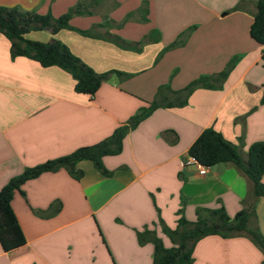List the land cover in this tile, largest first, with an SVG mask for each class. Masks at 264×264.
Here are the masks:
<instances>
[{
	"label": "crops",
	"instance_id": "crops-1",
	"mask_svg": "<svg viewBox=\"0 0 264 264\" xmlns=\"http://www.w3.org/2000/svg\"><path fill=\"white\" fill-rule=\"evenodd\" d=\"M79 1L0 0V6L59 18ZM256 4L100 0L90 16L70 21L80 30L110 23L96 28L99 37L30 32L33 41H61L99 74L129 75L111 74L93 98L76 93L75 80L58 67L13 60L11 44L0 34V191L27 168L111 137L157 98L160 87L180 91L201 76L221 73L237 58L219 88L197 89L186 106L159 108L131 130L121 152L103 158L110 176L82 161L80 180L60 169L26 182L12 200L26 244L5 252L0 243V264H153L154 246L139 244L137 231L154 230L171 248L162 223L175 229L181 216L195 221L198 209L222 207L234 217L252 202L256 217L250 227L264 236V197L255 200L253 183L233 163L213 166L205 176L181 164L210 127L238 146L244 160L252 144L264 142L263 46L250 36ZM190 30L181 46L164 52ZM107 31L131 44L142 42L140 51L121 49L104 38ZM151 34L159 40H149ZM193 259V264H264V252L246 236H209L196 245Z\"/></svg>",
	"mask_w": 264,
	"mask_h": 264
},
{
	"label": "trees",
	"instance_id": "trees-1",
	"mask_svg": "<svg viewBox=\"0 0 264 264\" xmlns=\"http://www.w3.org/2000/svg\"><path fill=\"white\" fill-rule=\"evenodd\" d=\"M100 4V0H80L67 13L59 18H54L49 12L45 15L36 12H24L18 8L0 6V34L5 36L10 44L11 58L26 57L38 62L44 68L58 67L75 80V92L93 98L103 82L116 73L119 76L129 77L123 73L110 71L99 74L74 55L69 47L61 41L53 40L49 43L33 41L27 35L33 31L49 30L53 35L61 30L76 31L85 37H99L95 34L96 28L110 27V23L94 26L91 30H80L71 27L70 21L75 16H90V7ZM145 5V4H144ZM143 5V6H144ZM117 3L115 4V7ZM257 11L254 14L250 28V36L263 46L262 63L264 67V0H257ZM238 10V7L233 11ZM140 13L147 16L148 10L144 7ZM133 15L127 16L129 20ZM120 27V25H119ZM192 30L183 33L177 41L171 44L164 52L181 46L191 34ZM124 50L139 52L141 43L131 44L108 31L104 37ZM149 40H159L149 35ZM139 46V47H138ZM164 52L161 53L159 59ZM237 58H233L226 68L219 74L201 76L192 81L184 89L173 91L168 85L159 88L157 98L142 108L139 113L131 117L126 124L116 129L113 135L104 141L88 147H82L55 160H49L36 167L27 168L21 175L13 178L0 191V243L5 252L15 251L26 244V238L19 225L12 200L17 191L21 192L22 186L29 180L38 178L47 172H56L65 169L75 179L80 180L83 172L77 170V165L82 161H91L95 168L103 175L110 176L103 166L105 156L117 155L121 152L123 140L127 134L134 130L143 120L159 108L184 107L188 104L189 97L197 89H217L228 78L234 69ZM264 106V95L261 100ZM201 165L213 167L221 163H233L253 183L255 200L264 197V142H256L248 148V159L244 160L238 146L227 141L223 135L212 127L205 129L188 151ZM182 212V211H181ZM256 217L255 202L237 213L229 216L222 207L219 209H198L197 219L189 221L181 216L177 227L171 229L162 223V232L172 243L171 248H166L163 241L157 236L156 231L144 229L137 231L139 244L152 243L154 246L153 264H193V254L196 245L209 236H219L231 239L246 236L259 246L264 252V236L258 227H250V222Z\"/></svg>",
	"mask_w": 264,
	"mask_h": 264
},
{
	"label": "built area",
	"instance_id": "built-area-1",
	"mask_svg": "<svg viewBox=\"0 0 264 264\" xmlns=\"http://www.w3.org/2000/svg\"><path fill=\"white\" fill-rule=\"evenodd\" d=\"M183 167L194 165L198 168L199 174L205 176L209 172V167L201 165L194 157H188L186 160L181 162Z\"/></svg>",
	"mask_w": 264,
	"mask_h": 264
},
{
	"label": "rangeland",
	"instance_id": "rangeland-1",
	"mask_svg": "<svg viewBox=\"0 0 264 264\" xmlns=\"http://www.w3.org/2000/svg\"><path fill=\"white\" fill-rule=\"evenodd\" d=\"M71 27H73L72 25H71ZM73 28H75V27H73ZM77 29V28H76ZM72 31V30H71ZM76 32V31H75Z\"/></svg>",
	"mask_w": 264,
	"mask_h": 264
}]
</instances>
